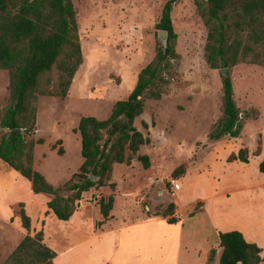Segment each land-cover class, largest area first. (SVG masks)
<instances>
[{
    "label": "rangeland",
    "instance_id": "374dc122",
    "mask_svg": "<svg viewBox=\"0 0 264 264\" xmlns=\"http://www.w3.org/2000/svg\"><path fill=\"white\" fill-rule=\"evenodd\" d=\"M166 1L72 0L79 41L86 57L85 66L92 61L94 72L83 77L85 66L78 69L74 86L86 79L98 86L119 84L126 62L133 60L137 65L144 66L152 61L156 48L163 47L155 24ZM170 16L177 34L175 50L179 57L170 62L171 75L166 92L158 100L147 99L142 113L137 117L152 121L151 126L143 127V132L151 138L148 149L155 151L151 169L145 170L138 160L137 166H132L130 170L134 178L141 177L142 180L145 172L155 173L151 190L155 197L150 200L144 198L139 204L144 212L146 205L153 204V210L147 214L166 213L168 205L173 203L161 200L157 191L165 186L170 193L171 180H177L182 184L178 195L179 204L183 207L180 216L186 211L191 213L202 209L205 203L202 197H212L204 211L186 220L187 229L197 230L205 224L208 227L213 220L219 223L222 230L245 231V238L257 243L264 251V174L258 171L256 165V161L264 157V66L252 63L247 57L246 61L228 69L234 99L240 110L241 133L238 138L225 136L219 141H210L207 134L220 116L222 83L219 69H211L206 64L204 47L207 30L193 0H178ZM125 85L123 80L118 90L111 92V97L106 101L92 100L78 93L66 103L57 97L38 96L36 130L33 135L25 136L26 139H43L36 148V144L34 146V169L53 185L67 181L77 169L80 156L68 125L82 115L106 119L113 107V99L118 94L123 96ZM8 104V72L0 68V116ZM57 121L59 124L51 129ZM57 135H62L65 141L66 152L63 156L58 154V150L63 149ZM240 149L247 150L248 164L226 161L231 155H237ZM2 165L5 164L2 162ZM3 169L0 168V174L10 171ZM13 193L28 200L26 187L15 189ZM219 193L221 195H217ZM121 194L116 195L118 207L123 201ZM38 207L36 203L32 205L33 214L37 213ZM19 208L14 205L13 217L0 224V264L6 260L5 256L12 248L6 245L5 237H17L14 220ZM174 211L176 205L173 204ZM193 219L197 222H192ZM203 235L191 241L195 245L203 243L208 246L213 238L208 236L204 243L201 239ZM160 237L161 231H157L156 241ZM135 241L144 242V238L139 235ZM129 242L132 243L133 238ZM215 247L214 256L219 245Z\"/></svg>",
    "mask_w": 264,
    "mask_h": 264
},
{
    "label": "trees",
    "instance_id": "16d2710c",
    "mask_svg": "<svg viewBox=\"0 0 264 264\" xmlns=\"http://www.w3.org/2000/svg\"><path fill=\"white\" fill-rule=\"evenodd\" d=\"M177 1H166L155 24L157 30L167 31L166 46L157 47L152 61L140 69L128 97L116 101L104 120L90 115L79 117L73 131L80 134L83 160L67 181L54 186L33 167L34 146L43 139L25 136L36 130L38 96L64 99L82 62L76 10L72 0H0V68L8 72L9 90V104L0 116V160L29 180L34 193L51 196L46 207L57 219L68 220L83 192L107 185L113 163L130 164L140 145L150 142L133 121L142 113L147 99L158 100L166 92L170 62L179 57L175 50L177 34L170 16ZM193 1L207 30L204 56L209 68L228 70L247 57L264 66V0ZM220 75L221 110L207 134L210 141L225 136L238 138L242 129L232 80ZM121 116L127 118L124 124ZM142 125L147 128V124ZM15 128L18 131L12 132ZM62 152L58 150V154ZM136 159L143 168L149 166L148 156L137 155ZM231 160L248 163L247 150L240 149L237 155L227 158ZM258 171L264 174V158L258 163ZM89 174L97 179H91ZM108 185L114 188V183ZM113 200L110 195L97 202L103 219L108 217ZM172 210L173 204H169L162 215H171ZM17 215L28 233L2 264H52L55 253L44 244L42 231L29 233L30 218L22 207ZM175 220L168 218L170 223ZM219 246L222 250L218 264H264L262 247L247 241L239 231L219 232ZM214 250L209 251L208 262L213 260Z\"/></svg>",
    "mask_w": 264,
    "mask_h": 264
},
{
    "label": "crops",
    "instance_id": "0c3cea01",
    "mask_svg": "<svg viewBox=\"0 0 264 264\" xmlns=\"http://www.w3.org/2000/svg\"><path fill=\"white\" fill-rule=\"evenodd\" d=\"M82 55L83 59L78 69L84 67L86 64V57L83 52ZM132 61L133 60H130L125 63L124 71L120 75L121 80L119 84H103L98 86V84L96 85L90 81L87 82V79H84V82H77L74 86V75L67 96L61 100L66 103L69 98L78 93L80 95L82 94V97L86 96L92 100L106 101L111 97V92L114 93V91L118 90L123 80L126 82L121 94L123 96H118L119 94L115 96L111 105H114L118 100L126 99L134 88L137 75L143 67V65H137L136 62L134 63V61ZM90 63L91 64H88L87 67L85 66L83 68V77L94 73L91 67L92 61ZM94 86L97 87L94 89ZM81 91L85 93H80ZM137 117L134 119L133 125L143 133L144 137H147L148 135L143 132L142 123L151 126L152 121L137 119ZM78 120L79 118H75L74 121L68 125V129L74 136L78 151L81 153L80 134L78 131H73L78 124ZM58 124L59 121L52 125L51 129H55ZM56 137L62 142V149L64 152L59 155L63 156L62 154L66 152L64 146L65 141L62 135H57ZM149 140L151 141V138H149ZM149 144L150 142L140 145L137 154L134 155L130 164L113 163L111 178L108 183H114L115 188L111 189L109 185L100 187L93 186L88 191L83 192L82 198L78 200L75 210L66 221L57 219L54 214L47 209L46 201H49L51 198L48 193H34L31 190V182L29 180L7 166L5 167V165H2L0 160V168L2 171H4L3 168H8L10 170L7 171L6 174H0V224L9 221L10 218L13 217L14 205L19 206V203L22 204V206L19 207H22L25 214L30 218L29 233L32 235L38 231H42L44 244L55 253L52 264H208L209 251L216 248V245H219V232L228 230H222L219 223L213 220L208 223V227L205 224L204 226H200L197 230L187 229L186 220L195 218L196 213L204 211L207 207L206 203L212 199L211 196L202 197L205 202L202 205V209L192 211L191 213L186 211L180 216L183 207L179 204L178 195H180L182 184L174 180L180 183L179 190L172 191L169 186L170 193H168L165 186H162L157 191L161 200L176 205V211L171 215H165L174 217L176 219L174 222H168V218L163 215L147 214V212L153 210V204L151 203L146 205L145 212L141 209L139 204L140 200L144 198L150 200L155 197L152 196L151 191L153 189V181L155 179L153 176H155V173L151 171L142 174L140 172L143 176L142 178H144V180H142L141 177L134 178L130 174V170L132 166H137L139 162L136 159L137 155L148 156L149 166L145 170L152 168V156L155 154V151H153L152 148L148 149ZM37 145L39 144H36L35 148ZM34 151L33 163L35 159ZM263 158L264 157L257 160L256 165ZM82 160L83 158L80 155L77 169ZM242 164L246 165L248 163ZM77 169L74 172H76ZM187 171L184 174H186ZM48 182L50 181L48 180ZM23 187L27 188L28 200H23L13 193L15 189L18 190ZM119 192L122 193L121 198L123 201L119 203L118 207L116 204V195ZM224 193L225 192H222V194ZM110 195L114 198L112 208L109 211L108 217L103 219L99 212L97 202L102 198H108ZM217 195L221 194L219 193ZM34 203L39 206V210L36 214H33L31 209ZM116 208L118 212H116ZM98 222H101V224L97 225ZM192 222L197 221L193 219ZM14 223L16 225L17 237L15 238L13 236V238L10 239L5 237L7 242L6 245L12 246L11 250L7 252V255L13 251L16 245L19 244L28 233L25 229L20 227V218L18 215L15 217ZM157 231H161L159 241H156ZM203 233L204 237L201 238L203 242L205 243V239H207L208 236L213 238L212 242H208V246H204L201 241L200 245H195L191 239ZM241 233L244 237L246 236L245 231ZM139 235L141 238H144V242L135 241L139 238ZM130 238H133L132 243L129 242ZM221 250L222 248L219 246L216 255L213 256L211 264H218ZM262 252H264L263 248ZM7 255L5 256L6 258L9 256Z\"/></svg>",
    "mask_w": 264,
    "mask_h": 264
},
{
    "label": "water",
    "instance_id": "95a60500",
    "mask_svg": "<svg viewBox=\"0 0 264 264\" xmlns=\"http://www.w3.org/2000/svg\"><path fill=\"white\" fill-rule=\"evenodd\" d=\"M157 36H158L159 40L162 42L163 47H165L166 44H167V31H165V30H157ZM219 71H220V73L223 76H229L227 68H225V67L220 68ZM125 121H127V118L125 116H121V124H124ZM11 131L12 132H17L18 129L15 128V129H13ZM89 177L91 179H93V180L97 179V177L94 174H89Z\"/></svg>",
    "mask_w": 264,
    "mask_h": 264
},
{
    "label": "built area",
    "instance_id": "2783aa9c",
    "mask_svg": "<svg viewBox=\"0 0 264 264\" xmlns=\"http://www.w3.org/2000/svg\"><path fill=\"white\" fill-rule=\"evenodd\" d=\"M170 188H171L172 191H177V190L180 189V183L176 182L174 180H171Z\"/></svg>",
    "mask_w": 264,
    "mask_h": 264
}]
</instances>
